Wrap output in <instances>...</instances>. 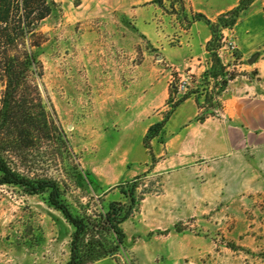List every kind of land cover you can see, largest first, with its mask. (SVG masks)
<instances>
[{
    "label": "rangeland",
    "instance_id": "1",
    "mask_svg": "<svg viewBox=\"0 0 264 264\" xmlns=\"http://www.w3.org/2000/svg\"><path fill=\"white\" fill-rule=\"evenodd\" d=\"M55 1L58 10L39 27L46 41L38 57L44 94L74 158H56L42 145L20 168L54 178L78 216L101 220L112 204L127 203L120 184H136L140 199L120 223L116 253L88 264H264V0L220 28L232 49L220 58L217 43L200 68L180 69L148 34L157 23L148 4L160 5L164 42L175 46L189 25L185 0ZM180 78L201 106L197 115H213L190 119L184 131L169 121L146 148L148 127L181 98L169 90L161 100ZM72 232L47 191L0 184V264H65ZM100 240L113 244L114 234L102 230Z\"/></svg>",
    "mask_w": 264,
    "mask_h": 264
},
{
    "label": "trees",
    "instance_id": "2",
    "mask_svg": "<svg viewBox=\"0 0 264 264\" xmlns=\"http://www.w3.org/2000/svg\"><path fill=\"white\" fill-rule=\"evenodd\" d=\"M253 1L239 0L234 7L219 14L215 21L197 16L211 29L207 51L213 50L217 43L221 44L220 28L233 26L240 13ZM57 10L55 0H0V81L3 86L0 95V184H16L31 194L47 191L49 203L60 210L73 227L65 264H88L116 253L124 238L120 223L132 214L140 199L135 194L136 184L132 182L129 188L120 184L119 190L127 198V203L119 204L117 208L112 204L101 220L78 216L61 198L59 183L54 178L30 176L20 168L32 150L42 145L52 147V155L56 158H74L53 105L44 94L43 65L38 57V50L46 41L45 34L39 29L40 24ZM218 61L215 60L213 70ZM210 74L212 76L213 71L204 72V76ZM232 78L230 74L229 79ZM226 82L227 79L222 80L221 85ZM173 90L172 86L170 94ZM187 97L188 94L181 96L165 119L148 127L143 138L146 148L149 147L146 139L158 135L174 107ZM197 105L200 110L199 102ZM211 115H197L196 120L202 122ZM102 230L114 234L113 244L101 242Z\"/></svg>",
    "mask_w": 264,
    "mask_h": 264
},
{
    "label": "crops",
    "instance_id": "3",
    "mask_svg": "<svg viewBox=\"0 0 264 264\" xmlns=\"http://www.w3.org/2000/svg\"><path fill=\"white\" fill-rule=\"evenodd\" d=\"M238 1L239 0H231L228 3L221 4L216 3L215 0H185L184 6L187 12V17L190 19L189 25L186 30L180 33L181 37H179V42L175 46H166V43L164 42L166 39L164 36L167 35L168 28L165 25L167 22L165 14L160 12V5H158L156 2H151L148 4V6L151 7L150 9H152V16L157 23L155 24L154 21L155 25H153V27L152 25H149L148 34L154 37L151 38V40H153L156 45L161 47L163 50L162 59L169 65L176 67V69L185 68L188 66L194 68L195 65H197L195 68H200L198 63L202 61L200 58L203 57L205 53H207L206 45L211 38V29L204 19L197 16L203 15L207 19L215 21L219 14L234 7ZM136 18L137 23L141 27L142 31L147 34V26L144 21L139 16ZM163 81L164 84L165 80ZM170 88L171 86H167L165 88V92L161 100H166L168 98ZM163 102L165 103V101ZM155 107L158 108L159 106L156 105ZM198 111L199 108L196 100L192 96H189L174 107L171 114L164 123V128L168 125L169 121L172 122L176 119L177 123H179L178 130L180 129L179 131H184L187 129L188 126L186 123L190 119L195 117L196 120ZM172 131L173 130H171V132Z\"/></svg>",
    "mask_w": 264,
    "mask_h": 264
},
{
    "label": "built area",
    "instance_id": "4",
    "mask_svg": "<svg viewBox=\"0 0 264 264\" xmlns=\"http://www.w3.org/2000/svg\"><path fill=\"white\" fill-rule=\"evenodd\" d=\"M221 46L219 47V50H218V57L221 58L222 56V50L223 48H226V49H232L234 46L231 42V40H229V38H227L225 36V34H223L222 38H221ZM179 82L176 84V85H173L174 87V90H175V93L177 94V96H183L185 93H186V89H187V82L186 80H184V78H180L178 80ZM172 264H182L180 262H173Z\"/></svg>",
    "mask_w": 264,
    "mask_h": 264
}]
</instances>
